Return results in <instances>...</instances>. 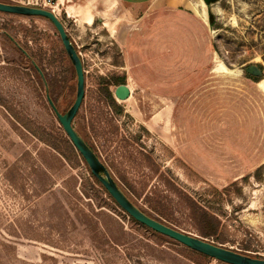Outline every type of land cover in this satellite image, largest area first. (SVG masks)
I'll return each mask as SVG.
<instances>
[{"label": "rangeland", "instance_id": "374dc122", "mask_svg": "<svg viewBox=\"0 0 264 264\" xmlns=\"http://www.w3.org/2000/svg\"><path fill=\"white\" fill-rule=\"evenodd\" d=\"M147 1L125 29L129 21L112 15L88 24L59 9L85 72L75 128L162 221L264 257V0H167L183 3L177 9ZM110 6L88 12L106 16ZM3 31L57 82L53 98L67 92L62 111L77 84L49 21L0 12V264H220L132 220L105 194ZM114 79L132 96L109 108L103 94L114 93Z\"/></svg>", "mask_w": 264, "mask_h": 264}, {"label": "water", "instance_id": "95a60500", "mask_svg": "<svg viewBox=\"0 0 264 264\" xmlns=\"http://www.w3.org/2000/svg\"><path fill=\"white\" fill-rule=\"evenodd\" d=\"M207 5L214 0H203ZM0 12L26 16L44 18L52 23L56 29L67 56L72 63L76 77V98L72 106L66 113H61L47 91V101L55 113L60 125L62 126L68 139L71 141L77 152L82 156L88 165L93 176L101 183L108 194L115 200L118 206L133 218L136 222L147 228L164 235L181 245L190 248L196 252L209 256L217 261L226 264H264V258L244 254L240 251L223 247L210 241L201 239L197 236L184 233L174 227L168 226L142 212L116 183L114 176L107 165L97 156L91 147L85 142L83 137L75 128L74 120L82 106L85 97V72L82 60L76 50L75 45L69 37V34L60 18L52 11L41 7L28 6L23 4H8L0 2ZM247 72L249 69L247 68ZM116 96L120 100H126L130 97V89L127 85H119L116 89Z\"/></svg>", "mask_w": 264, "mask_h": 264}, {"label": "crops", "instance_id": "0c3cea01", "mask_svg": "<svg viewBox=\"0 0 264 264\" xmlns=\"http://www.w3.org/2000/svg\"><path fill=\"white\" fill-rule=\"evenodd\" d=\"M68 1H71V0H60L59 9H61L62 7V9H65V11H68V9L75 11L78 16L80 17L83 16V20L88 24H93V21L96 19V17H100V19H110L111 15L115 17V20L117 21V23L121 21H125V22L129 21L128 23H125L121 27V29H125V27H129L130 21H135L136 16L141 11L140 8L145 3V2H142V0H77L76 3L69 5V6H65L66 2ZM163 1L164 3H166L167 7H171L173 9H177L183 5V3L182 4H170V3H167V0H163ZM149 2L150 0H148L146 4L149 5ZM95 3H98V5L110 3L111 6L107 10L106 16H98L100 14H95V7H94V11L92 10L91 13L88 12L89 6H93ZM158 5H161V4H158ZM100 12L101 11L98 8L97 13H100ZM192 13L195 16H197L194 12Z\"/></svg>", "mask_w": 264, "mask_h": 264}, {"label": "trees", "instance_id": "16d2710c", "mask_svg": "<svg viewBox=\"0 0 264 264\" xmlns=\"http://www.w3.org/2000/svg\"><path fill=\"white\" fill-rule=\"evenodd\" d=\"M0 2H1V0H0ZM44 19V18H43ZM46 20V19H45ZM48 21V20H47ZM51 23V22H50ZM52 24V23H51ZM64 48V47H63ZM25 50V49H24ZM63 53H66V51H65V49H63ZM67 54V53H66ZM22 56H23V61L24 62H27L28 64H30V67L34 70V72H35V74H36V76H37V78H38V80L40 81V83L43 85V88L45 89V92H46V85H45V81H48L47 82V84H48V86H49V88H51V87H53V86H56L57 87V82H52L51 81V79H47V78H45V74L43 75V70L42 69H40V67L39 66H36V65H34V62H36V60H35V54H31L28 50H25L24 52H23V54H22ZM32 61H33V63H32ZM71 63V62H70ZM71 65H72V63H71ZM72 67H73V65H72ZM73 69H74V67H73ZM74 73H75V70H74ZM76 74V73H75ZM250 77H252L253 78V80H255V81H257L258 80V78L256 77V75H253V74H251V73H247ZM258 76V75H257ZM259 77V76H258ZM123 82V81H122ZM121 82V83H122ZM62 91H64V90H62ZM60 92V94H59V98H57V100L58 99H60L61 97H62V95L64 94V92ZM107 92V91H106ZM108 97H109V99L110 100H113L112 99V96H111V94L109 93V92H107V93H105ZM50 95H51V98L54 100V104L57 106V108L59 109V111L61 112V113H66V111L65 110H61L60 109V105L58 104V102H57V100H55L54 98H53V94L52 93H50ZM69 106H70V104H69ZM55 115V114H54ZM56 117V116H55ZM62 130H63V128H61ZM64 131V130H63ZM77 131H78V133L83 137V139L85 140V142L91 147V149L97 154V156L101 159V156L99 155V153L97 152V150H96V148L94 147V145L92 144V142L88 139V137L86 136V134L83 132V131H81V130H79V129H77ZM68 138V137H67ZM69 140V139H68ZM80 155V154H79ZM81 158H82V156H81ZM82 160L85 162V160L82 158ZM102 160V159H101ZM103 161V160H102ZM85 164H86V162H85ZM86 166H87V168H88V170L90 171V173H91V170L89 169V167H88V165L86 164ZM91 176L95 179V181H96V183L104 190V192H105V194H107V196L110 198V199H112V201L118 206V204L115 202V200H113V198L108 194V192L104 189V187L101 185V183L93 176V174L91 173ZM114 179H115V177H114ZM115 181H116V183L118 184V186L120 187V189L126 194V196L132 201V203H134L142 212H144L146 215H148V216H150V217H152V218H154V219H156V220H158V221H160V222H162V223H164V224H166V225H168V226H171V227H173L172 225H169L168 223H165L164 221H162L159 217H157V216H155L150 210H148V209H146L145 207H143V206H141L136 200H135V198L127 191V189H125V187H123L119 182H118V180L117 179H115ZM119 207V206H118ZM132 220H134L133 218H131ZM135 221V220H134ZM190 249V248H189ZM194 251V250H193ZM196 254H198V255H200V256H202L204 259H206V260H208V261H213V260H215V259H213V258H211V257H209V256H206V255H204V254H201V253H199V252H196V251H194ZM240 252H242V253H244V254H247V255H251V256H255V257H258V258H264V257H262L261 255H258V254H254V253H252L251 252V250L250 249H248L247 247H245L244 248V250L243 251H240ZM220 264H226V263H224V262H221V261H218Z\"/></svg>", "mask_w": 264, "mask_h": 264}, {"label": "flooded vegetation", "instance_id": "af4514ba", "mask_svg": "<svg viewBox=\"0 0 264 264\" xmlns=\"http://www.w3.org/2000/svg\"><path fill=\"white\" fill-rule=\"evenodd\" d=\"M1 2H3V3H8V4H19L18 2H17V0H1ZM3 34H4V36L6 37V38H8V40L14 45V47L18 50V52H20L21 54H23V52L25 51L24 50V48H23V46L18 42V41H16L11 35H10V33L9 32H7V31H3ZM32 63H33V61H32ZM34 65H36V66H38V64L36 63V62H34ZM23 66H25L26 68L27 67H29L30 66V64H28L27 62H23ZM249 69V72H247L248 70L246 69V72L247 73H251V74H254V75H259L260 74V72L259 71H257V70H254L253 68H248ZM112 82L111 83H109L108 85H110V87L111 86H113V85H116V87H115V90H114V93H111V91L109 90V86L106 88V90H105V93H107V92H109L110 94H111V96H112V99L113 100H110L109 99V97L104 93L103 95H104V97H105V99L107 100V105H108V107L109 108H111V107H114V105H115V103H121V102H125V101H127L128 99H130V97L132 96V91L130 90V97L128 98V99H126V100H120V99H118L117 98V96H116V89H117V87L119 86V85H126L125 84V80L121 83V80H119V79H117V80H111ZM45 85H46V94H47V91H49V87H48V84H47V81H45ZM128 86V85H127ZM129 87V86H128ZM129 89H130V87H129ZM107 91V92H106ZM50 94V93H49ZM67 92L66 93H64L63 95H62V97L60 98V99H58L57 100V98H54L55 100H57V102H58V104L60 105V101L61 100H66L67 99ZM51 97V96H50ZM46 98H47V95H46ZM75 98H76V93H75V97H74V99H73V101H72V103L70 104V106H68V108H66V112L69 110V108L72 106V104L74 103V101H75ZM52 99V98H51ZM84 99H85V97H84ZM53 100V99H52ZM53 102H54V100H53ZM49 104V103H48ZM83 104V103H82ZM50 106V105H49ZM57 107V106H56ZM51 108V107H50ZM52 110V109H51ZM59 110V109H58ZM53 112V111H52ZM53 114H55L54 112H53ZM56 116V115H55ZM57 118V117H56ZM76 130H77V128H76ZM88 137V136H87ZM89 140H90V138H88ZM91 141V140H90ZM92 142V141H91ZM98 152V151H97ZM104 162V161H103Z\"/></svg>", "mask_w": 264, "mask_h": 264}, {"label": "built area", "instance_id": "2783aa9c", "mask_svg": "<svg viewBox=\"0 0 264 264\" xmlns=\"http://www.w3.org/2000/svg\"><path fill=\"white\" fill-rule=\"evenodd\" d=\"M59 2L60 0H26L25 5L45 8L58 16Z\"/></svg>", "mask_w": 264, "mask_h": 264}, {"label": "bare ground", "instance_id": "6f19581e", "mask_svg": "<svg viewBox=\"0 0 264 264\" xmlns=\"http://www.w3.org/2000/svg\"><path fill=\"white\" fill-rule=\"evenodd\" d=\"M262 84L264 85V81H262Z\"/></svg>", "mask_w": 264, "mask_h": 264}]
</instances>
